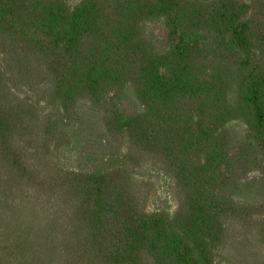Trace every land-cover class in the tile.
Returning <instances> with one entry per match:
<instances>
[{
  "label": "trees",
  "instance_id": "16d2710c",
  "mask_svg": "<svg viewBox=\"0 0 264 264\" xmlns=\"http://www.w3.org/2000/svg\"><path fill=\"white\" fill-rule=\"evenodd\" d=\"M0 264H264V0H0Z\"/></svg>",
  "mask_w": 264,
  "mask_h": 264
},
{
  "label": "rangeland",
  "instance_id": "374dc122",
  "mask_svg": "<svg viewBox=\"0 0 264 264\" xmlns=\"http://www.w3.org/2000/svg\"><path fill=\"white\" fill-rule=\"evenodd\" d=\"M89 109H87L86 111H88ZM85 114L84 116H86L87 113H83ZM85 118V117H84ZM88 118H86L85 120H83L80 123H75V125H73L75 128H78L79 126H83L85 128H83L81 130V137H75L70 139L71 141H86L88 137H90L92 135L88 136V128L87 126H92L94 127V131L96 129H98L99 127V122L98 120L95 121V126H93V123H87L86 120ZM232 140L236 139L235 141H238L237 139H239V137H241L244 134V129H245V125H243V122L239 121V120H235L234 122H232ZM96 128V129H95ZM69 131H71V128L68 129ZM98 133H96V136L93 135L91 138V141H102V139L100 137L97 138ZM77 152V150L74 151H70L68 150L65 154V159L68 161L70 160L72 165L74 163V158L75 153ZM147 174L149 176H145L147 177L146 179H149L151 181V183L153 184V191H152V195L149 199V202L147 203L148 205V209H154V208H161V209H166L169 207L173 206V200H172V185H171V181L165 176L163 175L162 172H158L157 170H155L154 168L148 167L147 168Z\"/></svg>",
  "mask_w": 264,
  "mask_h": 264
}]
</instances>
